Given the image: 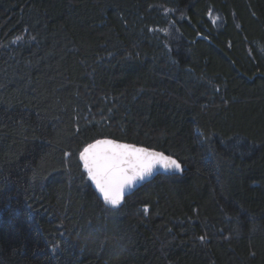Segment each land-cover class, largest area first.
Here are the masks:
<instances>
[{"label":"trees","instance_id":"obj_1","mask_svg":"<svg viewBox=\"0 0 264 264\" xmlns=\"http://www.w3.org/2000/svg\"><path fill=\"white\" fill-rule=\"evenodd\" d=\"M102 138L183 172L109 208ZM0 264H264V0H0Z\"/></svg>","mask_w":264,"mask_h":264},{"label":"snow or ice","instance_id":"obj_2","mask_svg":"<svg viewBox=\"0 0 264 264\" xmlns=\"http://www.w3.org/2000/svg\"><path fill=\"white\" fill-rule=\"evenodd\" d=\"M80 159L104 203L112 208L120 206L126 188L150 178L155 170L183 172L181 163L171 155L107 139L89 144L80 153Z\"/></svg>","mask_w":264,"mask_h":264},{"label":"water","instance_id":"obj_3","mask_svg":"<svg viewBox=\"0 0 264 264\" xmlns=\"http://www.w3.org/2000/svg\"><path fill=\"white\" fill-rule=\"evenodd\" d=\"M103 139H107V140H113V141H115L116 143H120V144H130V145H135L136 147H143V148H147V149H149L150 151H157V152H162V151H158V150H155V149H151V148H148V147H145V146H141V145H136V144H131V143H126V142H122V141H118V140H115V139H111V138H102V139H98V140H103ZM97 141V140H96ZM96 141H94V142H92V143H90V144H93V143H95ZM88 146V145H87ZM86 146V147H87ZM85 147V148H86ZM84 150V149H83ZM83 152V151H82ZM81 152V153H82ZM164 153V152H163ZM165 155H169V154H166V153H164ZM173 157V156H172ZM174 159H176L175 157H173ZM81 160V159H80ZM177 160V159H176ZM178 161V160H177ZM81 162H82V165H83V168H84V163H83V160H81ZM179 162V161H178ZM182 166V165H181ZM183 168V167H182ZM84 170H85V168H84ZM86 171V170H85ZM182 172H178V173H173V172H165V171H163V170H160V169H158V170H155L154 171V173H153V175L150 177V178H146L145 180H143V181H137L136 182V184L134 185V186H132L131 188H126L125 189V192H124V198H123V201H122V203L120 204V206L118 207V208H120L123 204H124V202H125V200H126V198L128 197V196H130L131 194H133L136 190H138L141 186H143L144 184H146V183H148V182H150V181H152L155 177H157L158 175H161V174H181ZM92 186H93V188H94V190L96 191V193H97V195L99 196V198L102 200V202L104 203V201H103V197L101 196V194L99 193V191L96 189V186H95V184H94V182L92 181ZM107 207H109V208H112L110 205H108V204H106V203H104ZM112 209H117V208H112Z\"/></svg>","mask_w":264,"mask_h":264}]
</instances>
